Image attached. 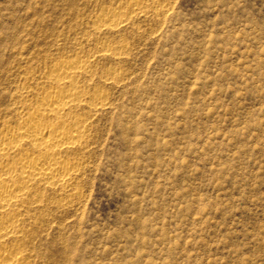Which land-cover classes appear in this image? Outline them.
I'll return each mask as SVG.
<instances>
[{"label":"rangeland","instance_id":"obj_1","mask_svg":"<svg viewBox=\"0 0 264 264\" xmlns=\"http://www.w3.org/2000/svg\"><path fill=\"white\" fill-rule=\"evenodd\" d=\"M76 57L108 106L79 111L73 198L22 218L29 264H264V0H0V126Z\"/></svg>","mask_w":264,"mask_h":264},{"label":"bare ground","instance_id":"obj_2","mask_svg":"<svg viewBox=\"0 0 264 264\" xmlns=\"http://www.w3.org/2000/svg\"><path fill=\"white\" fill-rule=\"evenodd\" d=\"M141 6L134 1L125 12L123 8L103 10L95 18L93 30L114 33ZM101 50L115 58L118 53L114 52L124 47L103 44ZM47 70L33 77L32 82L41 88L38 93L23 89L9 112L11 118L0 126V264H29L22 218L42 203L45 192H60L59 207L73 198L78 164L65 156L79 151L88 135L87 122L79 111L87 109L96 115L108 106L103 94H87L78 86L89 75L81 58L56 63Z\"/></svg>","mask_w":264,"mask_h":264}]
</instances>
